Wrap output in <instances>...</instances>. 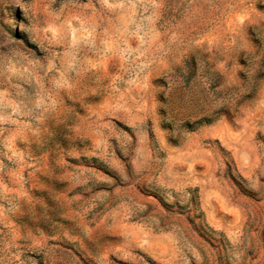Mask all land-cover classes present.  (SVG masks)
Returning a JSON list of instances; mask_svg holds the SVG:
<instances>
[{
	"label": "rangeland",
	"instance_id": "rangeland-1",
	"mask_svg": "<svg viewBox=\"0 0 264 264\" xmlns=\"http://www.w3.org/2000/svg\"><path fill=\"white\" fill-rule=\"evenodd\" d=\"M0 264H264V0H0Z\"/></svg>",
	"mask_w": 264,
	"mask_h": 264
}]
</instances>
